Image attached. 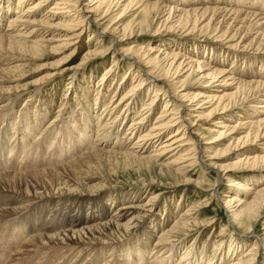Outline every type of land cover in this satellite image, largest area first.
<instances>
[{"label": "bare ground", "instance_id": "1", "mask_svg": "<svg viewBox=\"0 0 264 264\" xmlns=\"http://www.w3.org/2000/svg\"><path fill=\"white\" fill-rule=\"evenodd\" d=\"M156 35L172 44L158 42ZM188 44L220 52L233 65L179 48ZM84 47L81 70L66 82L63 98L70 91L69 101L55 113L53 101H45L17 114L23 96L28 103L45 97L43 84L25 95L7 87L23 68L19 60L47 51L67 54L49 75L55 79L72 71L61 68ZM240 60L241 72L234 67ZM95 63L108 68L94 83V74L86 73ZM219 115L230 119L216 122ZM37 138L36 149L55 147L49 163L27 152ZM0 158L19 162L13 174L0 176L11 188L6 193L0 183V234L28 241L16 256L34 245L41 251L62 248V257L101 245L115 256L114 264L117 258L124 264H264V236H257L264 217V0H0ZM106 158L147 167L182 188H203L205 175L214 171L217 180L206 192L227 213L229 245H222L224 238L220 247L186 243V233L201 236L215 226L200 215L202 199L181 214L165 205L164 220L153 218L156 194L145 201L110 192L102 205L108 188L92 182ZM198 169L202 182L192 179ZM146 185L151 191L155 184ZM39 206L50 219L41 224V210L31 234L25 220ZM64 209L68 214L61 215ZM145 217L147 240L136 236Z\"/></svg>", "mask_w": 264, "mask_h": 264}, {"label": "rangeland", "instance_id": "2", "mask_svg": "<svg viewBox=\"0 0 264 264\" xmlns=\"http://www.w3.org/2000/svg\"><path fill=\"white\" fill-rule=\"evenodd\" d=\"M85 1L87 2L89 0H85ZM31 3H33V1ZM156 36H158V35H156ZM146 39H152V38H146ZM153 39H155V40L157 39L158 42L162 41V42H165L168 44H172V42H170L169 39L163 38L162 35H159L158 37H155ZM155 40L152 42V44L155 43ZM199 44H202V43H199ZM183 46H186V47H179V48L181 50L183 49L182 51L184 53H187L188 51H190L192 53L196 52L194 54L200 53V54H202V56H208V58H211V56L213 58L216 57L217 59L224 61L228 68H231L233 65V63H232L233 61L229 60L228 58L223 56V54H221L220 52L210 51L209 49L206 50V49L201 48L200 46L193 47L189 44L183 45ZM52 47H57V45H52ZM86 49H87L86 47L80 49V51H78L74 56H72L69 59V63L67 65H63L64 67L61 68V69H68V70L72 69V71H70V73L66 72V73H64L65 74L64 77H56L55 79H50L49 75L53 74L54 72H57V70L55 68H57L59 62L67 54L62 55V53L57 52V50L52 51V52L47 51V52H45V54L42 57L37 58L35 60H31V59L19 60V63L23 66V68L19 71L18 74L15 75V78H14L15 80L12 83H10L7 87L11 86V87L16 88V90L13 91L12 94L17 95L20 93L22 95H25L31 91H34L37 87H39L40 84H43L42 86H44L45 97L42 99V101H41V98L39 100H36L35 97H34V99L31 98L30 103H28L27 102L28 100H26L27 95L23 96L21 98V100L19 101V103L17 104V107H16L17 114L19 112L24 113L27 110L26 107L29 105H31V110H34V108L38 109L39 106L41 105V103H42V107H43V103H45V101H49V102L53 101V103L56 106L53 108V110L55 109L54 110V113H55L58 110L57 107H59L60 104L62 102H64V100H66V98H67V102H68L69 98H71L70 91L68 93V96L63 98L66 87H67L66 82H68L71 75L74 74L73 70H77V69H79V71L81 70L80 68H82L83 61H85V58H86L84 56L86 53ZM185 50H187V51H185ZM222 52L223 53L226 52V49L222 50ZM239 57H241V56H239ZM108 61H109L108 64H110L111 58H109ZM94 62L95 61H93V60L91 61V63H94ZM243 62H244V60L242 62L240 60V64L238 63V65L237 64L234 65L235 69H238L240 72L243 71V66H244ZM98 64H99V66H98ZM100 64L101 63H95V66L94 65H93V67L90 66L88 68L87 73H86L88 78H90L91 76H93L92 74H94V77H96L94 83L97 82V80H99V78H101V75L103 74V72H105L106 68H108V66L105 68L103 66H100ZM123 72L125 73L126 71L123 70ZM79 79H81L80 81L82 82L83 79L82 78H79ZM182 80H184V79L182 78ZM86 82H87L86 80H83V85H86ZM129 86H131V84ZM94 88H97V85H95ZM72 98H73V95H72ZM108 101H110V100H108ZM49 108H51V107H49ZM160 111H161V108L159 109L158 113ZM208 113H209V111L206 112V114H208ZM52 114H53V112H52ZM202 115H204V114H202ZM17 116L18 115H15L13 117H17ZM196 116H201V114L200 115L197 114ZM223 116L225 117V115L217 116L216 122L230 119L229 118L230 115L226 116L227 119H224ZM65 117H67V115ZM213 120H215V119H213ZM213 120L210 119V121H213ZM153 122H155V119ZM209 123H211V122H209ZM206 127L209 128L208 126H206ZM42 135L39 136L38 138L41 139ZM38 138L34 141L35 143L33 142L29 146L30 149L28 148L27 152L34 151V153H33L34 156L37 154L35 156L36 158L42 159L44 161V163H47V162L49 163V161L52 160V158H49L51 156L50 153H52V151H53V149H55V147H53L50 150H43L44 148H40V149L37 148L36 149V147H35L36 144L39 141H41V140H38ZM31 147L35 148L36 150L31 149ZM39 153H40V156H39ZM7 156L8 155H6V157ZM8 158H9V156H8ZM1 160H2V158H0V176L3 174H7V173L13 174L11 172L17 170L15 167L19 162H16L14 158H13V160H14L13 164H11L13 162V160L11 161V163L8 161H7L8 163L6 161L3 163V161H1ZM15 162H16V164H15ZM226 163H228V162H226ZM35 171L36 170L34 168L29 170V172H35ZM201 173L202 172H200L199 169L194 171L192 174V179L194 181H196V180L198 181L199 178L202 179L201 177H204V174L202 173V175H201ZM198 174H200V175H198ZM195 175H196V177H195ZM243 175L247 176V175H250V173H245ZM93 176H95L96 179L94 182H92V184H96V183H97V185H104L105 184V186L108 188V192L104 195L105 197L103 198L104 201H103L102 205H105V203L107 202L106 200H108V196H109L110 192L112 194H114V198H119V197L125 198V196L127 195L129 198L132 197V199H133V198H135V196L136 197L140 196L141 197L140 199L141 200L146 199L145 201L149 200L151 195L153 196V194H156V196H158V201H157V205L155 206L156 207V209H155L156 217L154 216L153 218L154 219L156 218L158 220L159 219L164 220L166 218L167 214L164 213L165 212V207H164L165 205H166L167 209H169V210L173 208L172 210H174V214H177V213L181 214L188 206L192 205L194 202L195 203L198 201L200 202V200L202 199L200 202L201 207L199 208V210L201 211L200 215L207 216L206 219H208V220L214 219L213 221L215 223H213V224H215V226H211V227L209 226L207 228L206 232L201 233V236L200 235L198 236V234H196V232H198V231H192V232L186 233L185 235H183V237H186V238H184L186 240L189 237V241L186 242V240H183V238H180V241L183 240L184 244H185V242L189 243L190 241L191 242L195 241L198 244H200L201 246L203 244H205V246L206 245L210 246L211 242H212V244L213 243L217 244V242L220 244V242L224 238L225 240H223V242H222L223 244L222 243L221 244L222 245H229V242H228L229 238H228V236L225 235V232H224L227 230L226 229L227 228V221H228L227 213L225 212V210L220 205H218L216 203V201H214V199L211 198V194L209 192H206V189H208L207 191L211 190L209 188H211L217 180L214 171H209V173L205 175V176H207V178L208 177L209 178H208V181L204 182L203 188H197L193 184L185 186L182 188V187H177V185L173 183L174 182L173 178H168V177L162 178V175H160L159 172L153 171V170L151 171L147 167H140V166L125 167L124 164L123 165L122 164H114L113 159L111 160V159L106 158L104 161H102L100 163V165L96 166V169L94 170ZM213 178H215L216 180ZM28 181H31V180L28 179ZM202 181L199 180L198 182H202ZM153 182L155 185L152 186V188H151L152 192L147 191V188H146L147 185L146 184H151ZM0 183L2 185H4L2 187H4L5 192L11 191V188H9V186L4 182V180L1 179ZM29 184H31V182ZM174 185H176V186H174ZM226 186H227V184H225L223 182H222V185L220 186L221 187L220 192L223 193V196H226L224 192H227V190H228V189H226L227 188ZM6 193H8V192H6ZM95 198H97V197H93V199H95ZM126 202H129V200ZM199 202H198V204H199ZM137 204H140V203L138 202ZM177 205H178V207H177ZM203 205H205V206H203ZM42 207L43 206L37 207L33 213V216H31V218L30 217L26 218V220H25L29 223L28 224L29 228L27 230H29V232H31V234H35V232H36V230L31 229V225L33 222L37 221L39 214L41 213V210L43 211V213H42L43 219L41 221V224L45 225L48 222V220L50 219L47 216V214H45L46 207H43V209H41ZM169 207H171V208H169ZM78 210L79 209H77V211L74 214H77ZM88 210H89V207L84 206V215L85 216H87ZM62 213L63 214H61V215L68 214V209L62 210ZM71 214H73V212ZM157 214H159V215L157 216ZM147 216H148V214H146V217ZM134 217H135V215H134ZM146 217H145L144 222L142 223L144 226L141 224L140 226L141 227L143 226L142 229H140L139 232L136 233V236H138L139 239H140V237H144L145 240L148 239L147 235L144 236V234H145L144 232L146 231L145 227L149 226V224H150ZM62 218H64V216L58 215V220L59 219L62 220ZM263 221H264V217H262L260 219V225L257 228V236L258 237L260 236V238H263V236H264V226H263L264 223H263ZM222 228H224V229H222ZM221 232H223V233H221ZM19 235L20 234L16 235L18 237L11 235L12 237L9 236L5 240L4 238H2V234H0V264H77V262H78V264H108V263L114 264L115 256L110 258L109 257L110 254H108L104 250L105 248H107V246H101V245L93 246L87 250L84 249V251L83 250L79 251L80 249H78V252H77V249H74L75 250V252H74V250L69 251L68 248H64V251H69L67 253V255L64 257L61 256L62 254L60 252L62 250V248H59V249L57 247H55L53 249L44 248L41 251L40 248L39 249L36 248V247H39V245L38 246L34 245V246L30 247L28 250H30V251H31V249L32 250L34 249V251L36 250L35 254L33 252L31 253L29 251L30 253L28 252V253L19 254L16 256V255H14V254H16V252H18V250H16V248H18L20 245L24 246L28 242L24 236L19 237ZM261 235H263V236L261 237ZM2 239H4V240H2ZM135 241H137V238L135 239ZM219 244H217V246ZM84 246H86V245H83L80 248H82ZM218 247H220V246H218ZM152 248H153V246H151V248L148 252V258L151 254ZM90 249H93V250L89 256L88 253H89ZM210 249L212 251L217 250V248H215V247L214 248L210 247ZM56 251H57V253H56ZM58 252H60V253H58ZM218 253H219V251H218ZM75 254H76V257L73 259L72 256ZM29 255H32V256L29 257ZM78 257H79V259H78ZM179 257H177V259ZM14 258L15 259L17 258V259L15 260ZM108 258H110V259H108ZM117 261H115V264H124L123 259L118 260V258H117ZM178 261L179 260H177L176 262H178ZM129 264H136V262L132 261V263L130 262Z\"/></svg>", "mask_w": 264, "mask_h": 264}]
</instances>
